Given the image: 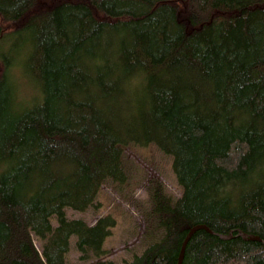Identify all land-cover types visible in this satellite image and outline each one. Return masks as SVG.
I'll return each instance as SVG.
<instances>
[{
  "label": "trees",
  "instance_id": "trees-1",
  "mask_svg": "<svg viewBox=\"0 0 264 264\" xmlns=\"http://www.w3.org/2000/svg\"><path fill=\"white\" fill-rule=\"evenodd\" d=\"M172 158L123 264H264V0H0V264L109 259L101 187ZM230 238H224L228 236ZM257 239H250L249 237Z\"/></svg>",
  "mask_w": 264,
  "mask_h": 264
},
{
  "label": "rangeland",
  "instance_id": "rangeland-1",
  "mask_svg": "<svg viewBox=\"0 0 264 264\" xmlns=\"http://www.w3.org/2000/svg\"><path fill=\"white\" fill-rule=\"evenodd\" d=\"M125 163L128 177L120 184L112 181L104 183L96 200L97 207L84 212L67 209L70 218H83L90 224L103 215L110 214L116 218V226L105 245L110 250L109 259L118 264L132 259L135 253H141L147 244L143 213L148 204L147 186L151 180L162 182L166 191L175 197L181 194L172 169V158L156 147L127 146ZM75 242L76 236H71L67 263L87 264L79 259Z\"/></svg>",
  "mask_w": 264,
  "mask_h": 264
},
{
  "label": "water",
  "instance_id": "water-1",
  "mask_svg": "<svg viewBox=\"0 0 264 264\" xmlns=\"http://www.w3.org/2000/svg\"><path fill=\"white\" fill-rule=\"evenodd\" d=\"M200 229H207L206 226L204 225H196L194 226L193 228L190 229V231L188 232V234L186 235V237L184 238L182 244H181V248H180V253H179V257H178V262L177 264H182L183 262V259H184V255H185V250H186V246L189 242V240L191 239L192 235L197 231V230H200ZM224 238H230L231 237V234L228 235V236H223ZM250 239H257L256 237H249Z\"/></svg>",
  "mask_w": 264,
  "mask_h": 264
}]
</instances>
